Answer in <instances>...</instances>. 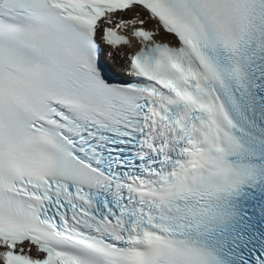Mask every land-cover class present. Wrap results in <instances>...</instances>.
<instances>
[{
    "label": "snow or ice",
    "instance_id": "1",
    "mask_svg": "<svg viewBox=\"0 0 264 264\" xmlns=\"http://www.w3.org/2000/svg\"><path fill=\"white\" fill-rule=\"evenodd\" d=\"M0 264H264V0H0Z\"/></svg>",
    "mask_w": 264,
    "mask_h": 264
}]
</instances>
